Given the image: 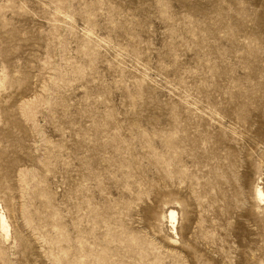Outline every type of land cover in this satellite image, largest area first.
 <instances>
[{
	"label": "rangeland",
	"instance_id": "374dc122",
	"mask_svg": "<svg viewBox=\"0 0 264 264\" xmlns=\"http://www.w3.org/2000/svg\"><path fill=\"white\" fill-rule=\"evenodd\" d=\"M1 212L0 264H264V0H0Z\"/></svg>",
	"mask_w": 264,
	"mask_h": 264
},
{
	"label": "bare ground",
	"instance_id": "6f19581e",
	"mask_svg": "<svg viewBox=\"0 0 264 264\" xmlns=\"http://www.w3.org/2000/svg\"><path fill=\"white\" fill-rule=\"evenodd\" d=\"M257 194H258V197L261 196V193L259 191L257 192ZM171 218H174L173 215H171ZM0 224H1L0 227L2 228V230L5 231L7 235L8 229H7V224H6V218L2 212L0 213Z\"/></svg>",
	"mask_w": 264,
	"mask_h": 264
}]
</instances>
